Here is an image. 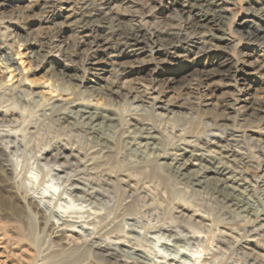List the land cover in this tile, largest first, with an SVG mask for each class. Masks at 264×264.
Returning a JSON list of instances; mask_svg holds the SVG:
<instances>
[{
	"label": "rangeland",
	"instance_id": "rangeland-1",
	"mask_svg": "<svg viewBox=\"0 0 264 264\" xmlns=\"http://www.w3.org/2000/svg\"><path fill=\"white\" fill-rule=\"evenodd\" d=\"M225 1L226 39L204 46L241 61L230 76L200 72L210 66H203L198 47L210 42L208 36L99 51L88 60L87 45L73 53L74 44L93 33L78 21L79 0H0V111H8L0 116V132L10 135L0 144L9 146L18 194H26L50 222H70L60 226L69 245L57 250L37 216L9 192L0 169V264H11L20 249L33 264H112L95 260L96 245L124 250L119 264H264V110L250 109L251 101L264 99V44L239 32L262 21L251 17L258 6L253 0ZM185 3L119 0L98 7L150 31L175 21L187 27ZM75 104L112 107L126 120L149 109L164 149L179 145L221 161L247 188L255 213H238L210 189L180 191L169 180L139 173V166L120 157L124 146L112 131L101 134L115 141L111 153L103 149L90 157L88 135L53 121ZM223 117L224 124L215 126ZM54 152L60 165L44 158ZM106 159L110 176H101L97 167ZM154 162L150 158L140 168L152 171ZM161 239L170 245L162 246Z\"/></svg>",
	"mask_w": 264,
	"mask_h": 264
},
{
	"label": "bare ground",
	"instance_id": "bare-ground-1",
	"mask_svg": "<svg viewBox=\"0 0 264 264\" xmlns=\"http://www.w3.org/2000/svg\"><path fill=\"white\" fill-rule=\"evenodd\" d=\"M52 1H57V0H52ZM116 1L119 0H102L98 5H102L103 9H108L109 5ZM263 1L264 0H253V3L257 4L258 6L251 9L252 11L251 17L257 16L262 21V25L261 26L256 25L255 28L253 29L249 28L239 31L243 36H245L249 40L256 41L259 44L261 43L264 44V32L261 33L260 30L261 29L260 27H264ZM166 2L169 3L170 5H174L176 3V0H166ZM226 2L228 1L186 0L184 6L187 7V11L190 14V19L187 24V27L184 21H183L184 23L181 21L180 22L175 21L174 23H170L168 27L164 28L163 30L155 29V30L145 31L141 29L139 26L123 23V21L116 14L111 13L109 11L101 10V8L98 7V5H96V3L92 1L79 0L80 17L78 18V21H80V23H82L83 26H91V31L93 33L90 34V40L87 41L83 40L76 42L74 44L73 53L74 54L77 53L80 47L87 45L88 54L87 56H85V59L89 60L90 56L94 57L95 54L98 53L99 51L104 52L110 49L115 51H123L126 48L141 49L147 46L148 42H152V41L154 42L164 41L167 45H172L180 41L196 42L197 39L195 38H197L199 35H204V36H208V40H210V42H202L201 44L203 45L198 46L203 52L202 54H200V58L202 59L204 58V60H206L204 61L203 66L206 65H210V66L202 68L200 72L207 76H210L211 72L212 75L230 76L240 71L239 67L241 61L236 59L235 60L229 59L226 56L219 55V53L217 54V52H220L219 49H208L207 47L204 46V45H214L212 43L213 40L222 41L226 39L225 36L226 33L222 28V24H224L226 18L225 11L227 9L224 6V3ZM51 6L52 7L55 6L54 2ZM249 19H251L250 21L253 22L252 18ZM101 25L103 26V28L101 27V29L98 30V28L96 27ZM186 28L188 32H186ZM213 28H216L218 32L212 31L211 29ZM51 37L52 36L47 37L48 41L51 39ZM210 55L211 57H209ZM3 57L8 61L12 59L11 58L12 56H10V54H5L3 55ZM69 69L73 70V68H69ZM52 106L48 108V110H51ZM54 109L51 112H54ZM250 109L252 112L263 111L264 99H255L251 101ZM12 110H10V112ZM6 112L8 111H4V113L3 112L1 113L0 111L1 113L0 116L2 117V114H7ZM48 114L51 115V113ZM129 116L130 118L126 120L125 118L121 117L120 114L112 107H107V106L96 107L92 105L89 106L88 104L83 106V104L82 105L75 104L72 105L71 107H68V109L64 110L63 112L59 113V115L55 116V118L53 117L54 120L53 118L51 119L53 121L59 120L65 123L66 125H70L69 128L71 133H83L85 135H88L90 137L91 142L93 143L92 144L93 146H91L93 148L89 149L90 157H94L95 155L100 153L103 149H105L103 150V152H107L108 150H110L109 152L111 153L112 150L111 148L115 145V141L101 134L104 130L112 131L113 133L116 134V136L119 138V140L122 142V145L124 146V150L121 152L120 157H122V159H126L129 162L133 163V166L135 167L139 166L138 167L139 173L141 174L145 173L146 175L149 176L157 175L161 178L169 180L171 183H174L175 185L176 184H178V186L180 185L179 187L180 191L196 192L199 191L200 188L210 189L215 196L219 197L230 207H233V209L237 210L238 213L242 212L247 216L253 215L255 213L251 205V202L248 199L249 193L247 194L246 192L247 188L245 189V187L242 186V183L238 182L237 178L232 174V172L228 169L227 166L221 163V161H217L214 158L206 157L203 154H197L193 150H187V148H182L179 145L173 146L171 144L172 147H170L168 150L164 149V144L166 142L163 144L160 138H158L156 134H153V132H155V126L151 118V113L149 109H142L141 112L140 111L133 112ZM1 117L0 119L2 120L3 118ZM223 121H226V117L218 119L216 122H214V125L221 126L224 124ZM8 133L0 132V141L1 140L3 141L4 138L10 137ZM3 142H5V140ZM2 145L0 144V169H2L4 171L3 173H5L4 176L5 184L8 187L9 192H11L14 195V197H16L17 200L22 202L23 209H26L25 211L28 210L29 212H33L37 216L39 227L43 228V230L46 229L49 232V235L51 236L56 249L64 250L69 244L67 241H65L64 238V234H63L64 227L61 228L60 226L66 225L70 227L69 224H66L70 222H66L64 220V222H62L60 225L59 224L56 225L55 223H53V221L50 222L48 216L46 217V215L43 214V212L38 208V206H36L32 202V200L26 196V194L19 195L20 192L18 194L19 190L16 186L15 180H13L14 168L12 163L8 159V156L6 155V149L9 146L7 143H4V146ZM57 156H58V152H54L47 154L44 158L46 159L53 158V162H55L57 160L56 159ZM150 158L155 161L154 164L151 166L153 170L152 171L146 170L147 171L146 172L140 168V165H143L146 161L150 160ZM55 163L57 165L59 164L57 162ZM105 164H108L107 159L103 160V163H100L98 165L97 167L98 170L96 168L95 169L99 171L101 176L102 175L110 176L109 174H107L109 168L105 166ZM66 165L67 164H62L61 166H66ZM91 172L89 174H91L92 177L93 175ZM260 221H262L260 226L264 228V218H261ZM257 231L259 232V230ZM263 232L260 233L259 235L261 234L263 235ZM167 243H169V241H167ZM167 243L163 240L161 242L162 246L164 247L170 245V244L168 245ZM19 247L20 246H18V248ZM10 248L12 249V247ZM117 249L112 247H103L96 245L93 249V257L95 258V260L97 259L98 261L101 260V261L111 262L112 264H119V257L121 255H127V253L125 254L124 250H121L122 248L120 249L121 251ZM23 251L24 250L20 249V252L18 254L19 257L17 256L18 257L17 258L14 255L15 256L14 260L12 259L13 261L10 263L33 264V262L29 261L31 255H29L28 253L30 257L28 255L25 256L24 254H23L24 256H22ZM27 252L25 251V253ZM178 253L179 254L181 253V255H183L184 257L183 254L184 252L180 251Z\"/></svg>",
	"mask_w": 264,
	"mask_h": 264
}]
</instances>
